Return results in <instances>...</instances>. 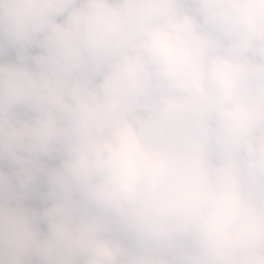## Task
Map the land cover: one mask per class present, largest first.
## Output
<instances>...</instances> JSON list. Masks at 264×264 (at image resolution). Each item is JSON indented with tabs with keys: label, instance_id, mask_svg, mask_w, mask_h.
Returning <instances> with one entry per match:
<instances>
[{
	"label": "clouds",
	"instance_id": "clouds-1",
	"mask_svg": "<svg viewBox=\"0 0 264 264\" xmlns=\"http://www.w3.org/2000/svg\"><path fill=\"white\" fill-rule=\"evenodd\" d=\"M0 264H264V0H0Z\"/></svg>",
	"mask_w": 264,
	"mask_h": 264
}]
</instances>
